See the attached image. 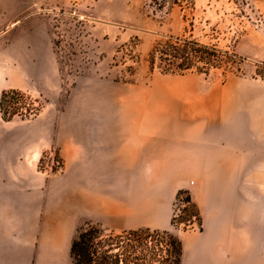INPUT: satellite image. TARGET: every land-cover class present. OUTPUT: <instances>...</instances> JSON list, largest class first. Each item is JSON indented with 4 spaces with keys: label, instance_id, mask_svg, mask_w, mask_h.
<instances>
[{
    "label": "crops",
    "instance_id": "crops-1",
    "mask_svg": "<svg viewBox=\"0 0 264 264\" xmlns=\"http://www.w3.org/2000/svg\"><path fill=\"white\" fill-rule=\"evenodd\" d=\"M14 17L0 0V97L16 88L53 100L62 83L49 33L12 28ZM103 40L94 36L97 51ZM171 80L179 88L100 78L69 101L60 128L53 113L7 120L0 109V264H74L73 238L89 220L174 230L181 264H264V81L235 77L204 92ZM54 144L62 168L43 170ZM181 189L201 226L173 228Z\"/></svg>",
    "mask_w": 264,
    "mask_h": 264
},
{
    "label": "rangeland",
    "instance_id": "rangeland-1",
    "mask_svg": "<svg viewBox=\"0 0 264 264\" xmlns=\"http://www.w3.org/2000/svg\"><path fill=\"white\" fill-rule=\"evenodd\" d=\"M10 3L16 21L12 28L41 26L49 33L62 83L55 99L26 92L18 105L27 114L33 113L28 109L36 107L41 108L43 117L53 113L59 128L65 125L69 101L100 78L124 83L155 79L156 87L170 89L179 88L171 79L190 78L198 81L204 92L213 83L235 77L264 81V0H10ZM160 27L162 32H156ZM96 34L104 36V50L97 51ZM111 36H117L113 56L108 53ZM169 36L193 39L238 57L230 64L211 66L208 73L195 68L183 73H163L158 67L151 72L149 53ZM258 69L262 75L257 73ZM63 160L59 145L54 144L44 152L40 168L61 170ZM105 228L107 233L122 232L114 225L105 224ZM160 239L157 252L162 259L167 245Z\"/></svg>",
    "mask_w": 264,
    "mask_h": 264
},
{
    "label": "trees",
    "instance_id": "trees-1",
    "mask_svg": "<svg viewBox=\"0 0 264 264\" xmlns=\"http://www.w3.org/2000/svg\"><path fill=\"white\" fill-rule=\"evenodd\" d=\"M236 57L238 55L215 46L173 36H169L165 42H160L149 53L151 72L158 67L163 73H183L194 68L199 72L208 73L211 66L230 64ZM257 73L262 75L259 69ZM26 96L25 91L16 88L2 91L0 109L4 119L10 120L15 116L31 118L39 114L40 107L27 108L28 111H33L32 114L21 112L23 106L18 105L19 100ZM180 203H185V206L181 209L182 213L176 216L175 210ZM194 220L201 226L202 217L192 200L190 191L181 189L174 200V213L171 220L173 228L180 229V223H184L181 229L192 228ZM106 230L101 223L91 220L78 228L70 249L74 264L182 263L183 243L174 230L149 227L123 230L120 233H107ZM160 238L167 245L166 255L162 259H159L157 252Z\"/></svg>",
    "mask_w": 264,
    "mask_h": 264
},
{
    "label": "built area",
    "instance_id": "built-area-1",
    "mask_svg": "<svg viewBox=\"0 0 264 264\" xmlns=\"http://www.w3.org/2000/svg\"><path fill=\"white\" fill-rule=\"evenodd\" d=\"M185 206V203H180V204H178V206L176 207V210H175V215L176 216H179L180 215V212H181V209L183 208ZM181 224H183L184 225V223H180V225ZM194 226H199L198 225V223L196 222V220H194V222H193V227Z\"/></svg>",
    "mask_w": 264,
    "mask_h": 264
}]
</instances>
